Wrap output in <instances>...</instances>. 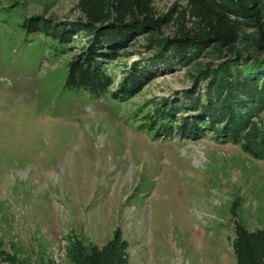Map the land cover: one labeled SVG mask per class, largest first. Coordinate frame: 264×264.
<instances>
[{
  "label": "rangeland",
  "instance_id": "1",
  "mask_svg": "<svg viewBox=\"0 0 264 264\" xmlns=\"http://www.w3.org/2000/svg\"><path fill=\"white\" fill-rule=\"evenodd\" d=\"M118 1L131 13L140 0ZM115 2L0 0V264H72L74 243L100 248L114 239L124 242L128 264H237L238 231L264 235V159L211 131L193 138L141 124L163 98L194 89L201 63L234 51L220 46V58L202 55L160 71L135 95L114 100L64 85L66 64L83 50L86 35H73L59 54L49 38L21 24L34 14L85 21L90 9L112 21ZM148 6L168 39L230 28L232 46L247 55L250 39L264 34V0ZM146 40L135 35L105 61L112 90L132 62L150 53ZM251 120L252 133L264 128V109Z\"/></svg>",
  "mask_w": 264,
  "mask_h": 264
},
{
  "label": "trees",
  "instance_id": "2",
  "mask_svg": "<svg viewBox=\"0 0 264 264\" xmlns=\"http://www.w3.org/2000/svg\"><path fill=\"white\" fill-rule=\"evenodd\" d=\"M148 1H137L133 4L135 11L131 13L128 4L115 2L116 15L112 21L101 11L90 9L85 21H57L34 14L25 17L21 24L27 27L28 34L49 38L59 54L70 48L73 35H86L83 50L66 64L64 85L94 96L110 94L114 100L135 95L149 77L160 71L187 67L202 55L216 53L220 58V46L227 47L235 54L217 63L213 60L201 63L194 76V89H186L174 101L163 98L161 106H151L153 112L141 124L155 129V133L159 127L165 133L174 127L179 133L193 138L211 131L221 137L220 141L238 144L244 153L264 159V128L253 133L249 130L251 119L264 109V34L250 39L252 50L245 49L247 55L232 46L235 35L230 28H214L212 36L208 34L210 36L205 38L183 35L168 39L159 33L154 19L149 18ZM137 34L146 35V50L150 53L132 62L123 71L118 87L112 90L113 77L107 71L105 61L114 57L118 49ZM210 41L215 42L212 50L208 49ZM185 109L192 113L177 120L175 113ZM125 249L124 242L116 239L100 248L74 243L68 256L72 264H128ZM232 249L237 264H264V235L261 232L241 228Z\"/></svg>",
  "mask_w": 264,
  "mask_h": 264
}]
</instances>
